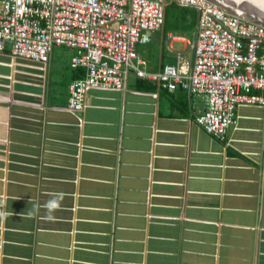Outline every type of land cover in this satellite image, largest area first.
Wrapping results in <instances>:
<instances>
[{"label": "crops", "instance_id": "1", "mask_svg": "<svg viewBox=\"0 0 264 264\" xmlns=\"http://www.w3.org/2000/svg\"><path fill=\"white\" fill-rule=\"evenodd\" d=\"M198 20L165 0L140 67L191 71ZM74 53L0 52V264H264V107L239 105L217 138L195 121L204 95L130 69L76 111Z\"/></svg>", "mask_w": 264, "mask_h": 264}, {"label": "built area", "instance_id": "2", "mask_svg": "<svg viewBox=\"0 0 264 264\" xmlns=\"http://www.w3.org/2000/svg\"><path fill=\"white\" fill-rule=\"evenodd\" d=\"M199 12L192 69L140 67L137 45L165 21V0H0V52L48 63L55 46L74 49L73 68L85 69L69 86V105L84 107L90 88L123 89L131 69L170 91L205 96L195 121L224 138L237 107H264V25L243 20L210 0H174Z\"/></svg>", "mask_w": 264, "mask_h": 264}, {"label": "water", "instance_id": "3", "mask_svg": "<svg viewBox=\"0 0 264 264\" xmlns=\"http://www.w3.org/2000/svg\"><path fill=\"white\" fill-rule=\"evenodd\" d=\"M243 20L264 25V0H210Z\"/></svg>", "mask_w": 264, "mask_h": 264}, {"label": "clouds", "instance_id": "4", "mask_svg": "<svg viewBox=\"0 0 264 264\" xmlns=\"http://www.w3.org/2000/svg\"><path fill=\"white\" fill-rule=\"evenodd\" d=\"M50 199L45 203L44 207L49 210V212L55 210L59 206V202L63 197L62 192L50 193ZM36 209H33L28 212L29 216H32L35 213Z\"/></svg>", "mask_w": 264, "mask_h": 264}]
</instances>
